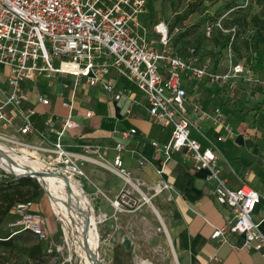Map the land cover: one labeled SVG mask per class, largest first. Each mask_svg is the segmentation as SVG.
Listing matches in <instances>:
<instances>
[{"label": "built area", "instance_id": "obj_1", "mask_svg": "<svg viewBox=\"0 0 264 264\" xmlns=\"http://www.w3.org/2000/svg\"><path fill=\"white\" fill-rule=\"evenodd\" d=\"M145 10L146 0H0V66L7 69L0 83V132H3L0 140L27 151L24 154L33 161L41 160L42 171L48 174L75 181L85 177L83 165L92 163L105 168L112 166L117 175L129 179L119 155L123 150L121 143H115L116 155L109 164L107 146L86 144L78 146L79 152H73L66 149L65 136L76 128L72 119L74 91L81 81L88 87L101 88L113 101L128 96L133 89L142 95L150 121L170 130L167 143L150 142L161 156L155 173L161 176L173 154L184 151L194 171L205 170L206 179L215 182V202L230 210L225 225L215 228L210 238L222 241L224 232H230L242 237L241 248L264 255V233L260 222L252 219L262 198L245 183L230 188L216 166L213 151L202 148L191 137V131L198 128L188 116V106L194 109L196 106L186 91L189 83L203 82L234 92L241 85L264 87V79L249 65L236 61L230 47L214 71L200 61L193 48H188L184 56L178 55L172 41L180 34V28L159 21L150 31L141 18ZM216 28L222 30L219 24ZM212 31L213 27L205 26L206 37ZM52 76L73 78L72 93L61 102L66 110L61 118L50 112L38 113L36 104L48 108L50 100L38 95L34 104L26 89L27 84ZM118 81L123 82L119 90L115 88ZM211 113L201 115L210 116L219 125L220 109ZM92 115L86 111L84 118ZM38 117L42 118L40 126L35 121ZM224 129L232 135L229 127ZM135 133V129L114 131L121 139ZM11 151L7 149V153ZM146 163L144 158L138 160L140 167ZM0 168L3 170L0 178L10 176L14 182L22 178V174ZM170 189L171 185L163 181L152 187L154 195ZM31 207L30 202L14 205L11 212L14 219L8 225L11 235L28 233L44 243L47 254H58L59 248H53L45 220Z\"/></svg>", "mask_w": 264, "mask_h": 264}, {"label": "crops", "instance_id": "obj_2", "mask_svg": "<svg viewBox=\"0 0 264 264\" xmlns=\"http://www.w3.org/2000/svg\"><path fill=\"white\" fill-rule=\"evenodd\" d=\"M2 81L3 73L0 72V83ZM72 82L73 79L70 81L64 77L52 76L50 79L41 78L27 84L26 89L34 104L38 95L50 100L48 108L36 104L38 113L50 112L61 118L66 113L61 102L66 101L72 93ZM122 83H115V88L119 90ZM64 84L68 86L64 87ZM55 87L58 88L57 92ZM84 87L90 90L83 92ZM98 90L104 94H96ZM89 91L91 102L86 104L82 100ZM130 91L128 96L124 95L118 101H113L110 94L101 88L88 87L82 81L74 91V105H79L83 113L80 114L73 106L72 119L76 128L66 133V149L79 152L78 146L81 145L107 146L109 150L106 160L111 164L116 155L113 147L119 142L123 145V150L119 153L123 167L130 174L129 179L121 178L112 166L105 168L85 163L83 171L85 177L89 178V189L115 194L125 189L126 183L132 185L133 180L142 181L144 188L149 189L163 181L171 185V189L151 198L150 204L157 214L151 207L150 209L159 220L157 223L173 254L174 264H264L262 253L241 248L242 237L239 235L224 232L222 241L210 238L215 228L225 225L231 215L230 210L215 202V182L206 179L205 170L194 171L192 162L184 151L173 154L161 176L155 173L161 156L155 153L150 142L167 143L170 130L150 121L142 95L133 89ZM186 91L188 98L196 106V109L188 106V116L198 128L191 131V137L202 148L213 151L216 166L230 188L236 189L245 183L261 196L262 200L256 206L252 219L260 222V230L264 233V124L261 123L264 104L262 107H253L251 111L250 106H247L245 92L236 94V90L228 92L218 87L209 89L196 83L188 85ZM215 108L221 111L219 125L214 124L210 116L201 115L203 112L211 115ZM86 111L92 112L91 118H84ZM249 116L253 119L249 120ZM35 121L40 126L42 118L38 117ZM226 126L231 129V136L225 131ZM130 129H135L136 133L128 139H121L114 134V131ZM140 158L147 161L143 167L138 165ZM144 188L140 189L141 192L150 194ZM55 228L58 236L57 222Z\"/></svg>", "mask_w": 264, "mask_h": 264}, {"label": "rangeland", "instance_id": "obj_3", "mask_svg": "<svg viewBox=\"0 0 264 264\" xmlns=\"http://www.w3.org/2000/svg\"><path fill=\"white\" fill-rule=\"evenodd\" d=\"M190 8L193 9L192 14L183 21L173 23L176 15H181ZM152 9L150 14L146 7L141 17L149 30L151 31L152 26L159 21L166 23L169 27L178 26L181 34L174 41L176 52L183 54L188 48H196L198 56L209 68L215 65L216 59L225 57L226 50H223L218 58L219 47L215 41L217 40L218 44H221L224 40L223 36L228 32L238 34L236 46L239 47L240 54L245 57L249 49L253 50L252 40L254 37L260 34L264 38V2L259 4L258 0H153ZM254 18H256L255 21ZM217 24L221 26L222 30L217 28L218 31H216ZM207 25L213 27L209 38L205 36V26ZM154 39L157 40L158 36L155 35ZM245 43H249L248 50L244 47ZM0 72L6 75L7 69L0 66ZM58 77H64L65 80L70 81L73 79L70 76ZM262 77L264 79V72ZM183 84L184 87L187 85L184 81ZM198 85L200 87L207 86L203 82H198ZM259 88L257 90L253 86L244 85L236 89V94L240 91L245 92L248 99L247 106H250L249 110L251 111L253 107L258 105L262 107L264 104L262 103L264 102V88ZM54 90L57 92L58 88L55 87ZM88 90L90 89L87 87L83 88V92ZM46 91L51 92L50 89H46ZM99 92L101 91L98 90L96 94H104V92H101L102 94ZM90 99L89 91L84 95L82 101L88 104L91 102ZM245 108L248 109V107ZM74 109L80 114L83 113V109L79 105L75 104ZM248 119L252 120L253 117L249 116ZM261 119V123L264 124V110ZM1 133L3 134V132ZM0 145L10 151L15 149L7 141L0 140ZM11 152L17 155L28 153L20 149ZM1 153L6 155L3 151ZM36 162L41 164V167L44 164L41 160ZM0 171L3 172L1 168ZM75 182L87 201L92 215L90 220L94 219L95 221L94 233L98 264H135L141 261H149L152 264H174L173 254L164 240L163 232L158 231L160 226L157 222L159 220L153 213L154 211H151L150 204L144 200L146 197L150 201L154 197L152 188H144L145 184L142 181L133 180L132 185L126 183L127 187L120 192L104 194L99 189L90 190L87 177L82 180L76 179ZM142 187L147 189L146 193L150 194H143L140 190ZM41 190L42 195L34 200L31 211L39 213L45 220L46 231L49 235L52 234L50 237L54 245L53 248H59V253H45L42 257L30 258V248L40 241L28 233L22 232L11 238L10 245L0 246V264H87V255L81 247L79 248L72 226L66 224L56 214L48 193L42 186ZM77 215L75 216L76 220H80V216ZM13 219L12 214L5 219L0 226V236L11 234L12 230L8 225ZM88 221L87 219L85 223H89ZM55 222L59 227L58 236ZM76 232L85 234L86 231L80 227L76 229Z\"/></svg>", "mask_w": 264, "mask_h": 264}, {"label": "bare ground", "instance_id": "obj_4", "mask_svg": "<svg viewBox=\"0 0 264 264\" xmlns=\"http://www.w3.org/2000/svg\"><path fill=\"white\" fill-rule=\"evenodd\" d=\"M1 151L6 153V155L2 154ZM0 166L16 174L27 172H38L42 174L40 182L49 195L54 211L66 224L72 226L76 233L79 248L81 247L87 255V264H96L95 221L94 219L90 220L92 215L78 184L73 180H68L55 174H45L42 171L41 165L31 160L27 154L17 155L15 153H7V149H4L2 145H0ZM144 200L150 204L149 199L145 197ZM150 206L157 214L151 204ZM76 214L80 216V220H76ZM87 219L89 223H85ZM80 227L84 228L86 231L85 234L76 232V229ZM91 252L95 255V258L91 256Z\"/></svg>", "mask_w": 264, "mask_h": 264}, {"label": "trees", "instance_id": "obj_5", "mask_svg": "<svg viewBox=\"0 0 264 264\" xmlns=\"http://www.w3.org/2000/svg\"><path fill=\"white\" fill-rule=\"evenodd\" d=\"M152 2L153 0H147L146 7L151 14L152 9ZM264 0H258V3H263ZM193 13V9L190 8L187 11H185L181 15H176L174 18V24L178 23L180 21L185 20L190 14ZM256 18H254V21ZM176 26V25H174ZM172 27V26H171ZM216 31H218L217 28H215ZM213 32V31H212ZM181 34V33H180ZM179 34V35H180ZM177 35L173 41H172V47H174V41L179 36ZM224 40L221 44H218L217 40L215 41V44L218 45V52L217 56L219 58L221 52L223 50H226L227 47H230L232 54L234 56V59L238 62H242L246 65H249L254 71L258 72L261 76L264 71V38L257 34L254 39L252 40V47L253 50L250 51L249 49V43H245L244 47L246 50L249 49V52L247 53V56H243L240 54L239 47L236 46V41L238 39V34L236 32H228L226 35L223 36ZM192 48V47H191ZM197 53V49L193 48ZM175 50V49H174ZM176 52V50H175ZM177 53V52H176ZM235 53V54H234ZM180 56H184L185 52L183 54H179ZM236 55V57H235ZM200 58V57H199ZM221 61L224 58H220ZM220 59L215 60V65L211 68L213 71L218 69L219 64L221 63ZM201 62H203L200 59ZM220 61V62H219ZM196 83V82H195ZM198 84V83H196ZM205 84V83H204ZM206 85V84H205ZM244 86V85H241ZM209 89L211 86L207 85ZM261 88H264L260 86ZM260 89L259 87H255ZM262 102V101H261ZM42 195V190L39 182L36 179H32L30 177H22L17 179L15 182L12 180V177L8 176L7 178H0V226L3 224L5 219L11 215L12 209L14 205L18 202H34V200H37ZM18 235V234H16ZM16 235H7V236H0V246H8L11 244V238ZM46 249L45 245L42 242H38L34 244L30 250H29V256L30 258L35 257H42L45 255Z\"/></svg>", "mask_w": 264, "mask_h": 264}, {"label": "water", "instance_id": "obj_6", "mask_svg": "<svg viewBox=\"0 0 264 264\" xmlns=\"http://www.w3.org/2000/svg\"><path fill=\"white\" fill-rule=\"evenodd\" d=\"M8 157V156H7ZM8 159H9V157H8ZM45 174H47V175H53V174H48V173H45ZM42 176V174L41 173H38V172H28V173H26V174H22L20 177H30V178H32V179H36L38 182H39V184L43 187V185L41 184V182H40V177ZM61 177H64V176H62V175H60ZM64 178H66V177H64ZM67 179V178H66ZM43 189L45 190V188L43 187ZM87 247V246H86ZM88 248V247H87ZM88 250H89V248H88ZM90 251V250H89ZM91 256H93L94 258H95V255L94 254H92V252H91ZM96 264H98V261H97V259H96Z\"/></svg>", "mask_w": 264, "mask_h": 264}]
</instances>
